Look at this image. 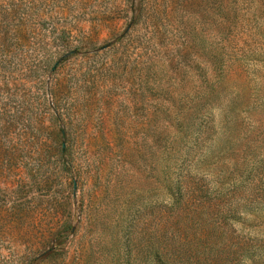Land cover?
I'll return each mask as SVG.
<instances>
[{
  "label": "rangeland",
  "instance_id": "374dc122",
  "mask_svg": "<svg viewBox=\"0 0 264 264\" xmlns=\"http://www.w3.org/2000/svg\"><path fill=\"white\" fill-rule=\"evenodd\" d=\"M14 3L70 33L0 51V122L43 90L72 168L0 186V264H264V0Z\"/></svg>",
  "mask_w": 264,
  "mask_h": 264
},
{
  "label": "trees",
  "instance_id": "16d2710c",
  "mask_svg": "<svg viewBox=\"0 0 264 264\" xmlns=\"http://www.w3.org/2000/svg\"><path fill=\"white\" fill-rule=\"evenodd\" d=\"M28 18L15 5L14 0H0V51H5V56H16L28 47L31 39L41 35L42 29L51 33L54 39L70 33L63 28L44 26L45 22L39 15L34 17L36 25L27 28L25 24ZM41 37L46 39L45 34ZM78 49L79 47H75L73 51H66L60 61H54L52 57L44 58L39 69L53 71L59 63L77 54ZM13 100L17 99L13 97ZM28 101L31 106L38 103L33 108L35 111L18 105L12 108L13 114H9L7 120L0 122V186L7 185L11 178H14L17 185H21L29 176L38 184L52 183L60 177L62 182L61 175L68 176L71 172L72 164L66 152L73 146V142L68 137L65 126L60 123L55 103L47 109V96L43 90L41 94L29 95ZM17 147L33 151V154L17 155ZM40 171L49 175L40 177Z\"/></svg>",
  "mask_w": 264,
  "mask_h": 264
}]
</instances>
